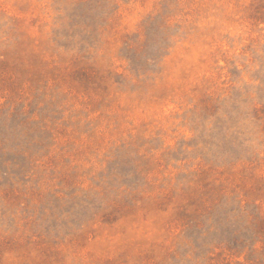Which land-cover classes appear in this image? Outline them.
Masks as SVG:
<instances>
[{
    "label": "rangeland",
    "instance_id": "374dc122",
    "mask_svg": "<svg viewBox=\"0 0 264 264\" xmlns=\"http://www.w3.org/2000/svg\"><path fill=\"white\" fill-rule=\"evenodd\" d=\"M0 264H264V0H0Z\"/></svg>",
    "mask_w": 264,
    "mask_h": 264
}]
</instances>
